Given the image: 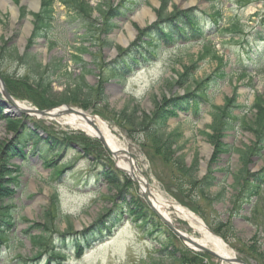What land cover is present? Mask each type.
I'll return each mask as SVG.
<instances>
[{
	"label": "rangeland",
	"instance_id": "obj_1",
	"mask_svg": "<svg viewBox=\"0 0 264 264\" xmlns=\"http://www.w3.org/2000/svg\"><path fill=\"white\" fill-rule=\"evenodd\" d=\"M119 1L85 0L95 10L101 6V15L99 10L98 12L94 10L91 19L83 20L81 18L79 20L76 18L73 20L72 17H69L70 15L65 5L61 1L55 0V20L53 21L49 35L32 39L30 32L33 35L34 29L32 30L27 23L32 22L30 19L28 20L27 15L31 9H35L29 4L30 0L29 2L28 0H18L17 7H23L25 8V12H27L23 17L19 15V10L15 14L12 6L13 3L10 0H0V74L3 77L7 76L4 77L5 79L9 77V79H18L19 82L27 80L31 83L30 86L33 87V90L39 91L35 86V79H32L33 73L31 72V67L33 68L35 62L41 64L44 68L41 77L50 80L49 90L47 89L44 94L41 91H39V94L36 93L37 96L46 99L43 109L58 104L57 102L61 101L59 99L65 97V93L72 95V90L77 88L76 85L87 88L90 99L85 101L86 96L76 91L73 97L77 98L78 102H71L72 106L105 121L118 144L121 147H126L127 145V150L137 160L140 171L154 187L159 189L172 202L184 208L189 207L192 211L199 213V217L204 219L202 220L206 225L208 224L213 229H218V235L225 238L223 241L234 251L235 257L242 258L243 256L241 255L247 253L251 256L252 260L247 256L244 257L247 260L248 258L250 259V264H264V234L258 229L259 225H264V217L255 210L251 211L249 206L236 208L237 205L239 206L242 203L243 197L239 196L236 198L239 193L238 187L234 182L236 176H242V182L245 186L246 184L252 186L260 185L261 178H256L254 174L264 164V151L260 150L259 157L256 154L251 155L247 164L246 162L237 161L239 156L234 151L229 156L218 155L219 161L215 164L216 167L214 165L215 161L211 163L212 167L210 169L212 170L211 176L216 180V184L207 190L206 196L209 197L207 199L198 192L197 184L193 183L192 179L188 180L186 178L184 180L186 184L183 182L184 184L181 188L183 191H180L178 186H173L172 182L165 176L166 168L162 166V162L158 156L150 154L154 160V165H150L145 157L146 155L142 152L146 148L151 151L152 142L153 144L156 142L154 134L150 131L151 127L149 128L150 120L146 121V123L142 121L139 125H134L127 124L122 117L121 110L126 105H130L131 100L133 104L139 106L136 115L138 118H141L145 112L153 114L156 111L154 108L155 103L153 102L161 100L160 96L165 95L171 98L174 94L182 95L183 90L179 88V85L171 84V82H173L176 75H179L177 74L178 72L182 74L180 65L195 62L194 54L199 50L198 45L189 47L190 56L188 58L184 57L187 49L161 51L156 59L145 65L146 68L139 70V72H134L127 77L123 88H121V83L109 80L104 85V99L94 91L98 80L96 75L101 74L102 68L106 67L104 66L105 62H114L116 60V53H118L119 47L124 48L123 40H128V42L131 40L133 42L135 39L134 43L142 41L143 35H137V31L134 32V29L149 25V22L151 27L154 25L152 27L153 30L157 29V25L153 21L157 17L155 10L159 8L160 0H149L147 2L149 5H144L136 15L129 19L130 22L123 20L124 17L116 16L114 20L117 24L116 28L119 29L115 28L110 33L105 34L106 17L108 16L105 12L106 10H110L111 5L115 6L114 4ZM241 3L245 6L238 8L237 6L241 5ZM211 4L212 1L210 0H169L168 10H171L172 6L176 5L179 10L194 7L198 11L210 13L213 11ZM214 6L222 11L224 15L223 23L234 22L237 25L243 24V34L246 32L245 35L261 28L259 25L260 17L257 14H264V0H241V2L238 0H214ZM102 12H104V15H102ZM85 21L91 23L92 26H89ZM209 28V26H204L205 31ZM90 32L96 35L95 38L89 37L88 34ZM132 32L133 35L131 34ZM210 32H212L211 38L214 40L220 56H222V69L225 70L227 75L221 80H215L212 77L214 72L209 76L208 74L216 66V63L210 59L198 61L188 74L184 72L185 78L190 83V87H193L192 84L194 83L197 89L189 96L194 99V101H191L197 107H200L201 99L204 98L205 92V98L208 101L205 103L202 100L201 115L199 114V116L193 119L189 113L178 112V116L174 119H169L168 124L166 123L167 125L165 124V128L162 129L164 134H168L176 128L182 130L183 142L185 144L180 152L184 157V165L186 167L190 166L194 157L199 161V171L193 177L194 181L195 179L203 180L204 173L207 171V169L203 171L200 161L206 162L209 157H212L210 156L211 152L208 142L200 134V131L205 129L206 124L211 121L208 115L210 111L209 104L222 106L225 102L224 98L226 96L229 97L232 94L234 86L240 84L234 89V92L237 96V102L245 107L232 110V114H236L239 117L245 115L247 119H250L252 116L254 118L252 113H255L252 111L253 98H256V94L264 93V71L259 70L260 67L264 68V61L262 65L256 66L245 59L244 54L240 55L242 64L245 65L246 70L251 75L252 86L248 85L249 80L247 81V78L239 80L238 74H230L233 69L241 65V63L239 64L237 53L234 51L235 49H239L242 44H245L244 39L238 37L239 40L236 38L235 40H229L231 38L230 34L219 36L221 34L215 33L214 29H211ZM240 37L242 36L240 35ZM248 38L250 39L252 36H248ZM104 41L109 42V44L104 45ZM51 43L55 45L51 46ZM263 46L264 43H261L260 47L264 48ZM81 47L86 49V51H79V49H82ZM129 48H131L130 45ZM171 48L169 47L168 49L170 50ZM25 54L30 58L32 56V62L28 60V63H26L15 57L16 55L22 57ZM76 54H79L82 60L80 65H76L72 60L71 56ZM138 54V51H136L135 57H138ZM114 57L115 59H113ZM58 60L62 64V68L60 67L62 74L50 75V71L52 70L50 64ZM235 61L238 64H235ZM179 62L181 64H178ZM122 67L123 64H120L118 67L115 66L114 69L116 68L115 70L118 74L125 75L124 72L127 70H119ZM63 74H67V76ZM82 75H85L84 80L81 78ZM210 77L211 79L207 80ZM198 83H200V86ZM29 98L19 97V101H23L29 107L40 108L38 106L39 102H37V98L34 95H30ZM85 103L87 106H85ZM0 107V112L6 113L10 117L13 116L12 109H8L4 105ZM31 116L22 113L18 118L11 120L19 121L23 129L24 127H29L28 125L31 126L32 121L36 119L34 116ZM115 119L116 122H114ZM66 122H68L67 117H61L56 121L44 120L42 127L50 132L53 131V134H57L56 132L60 131L80 132L79 134L72 135H77L84 139L86 146L83 148V144L80 145L78 141L73 139L71 142L73 148L67 147L62 149V159H69L71 163L58 176L52 171L50 161L45 162L34 154H28V158L22 163L20 173L17 174L20 176L18 181H20V185L22 186L17 190L18 192H14L13 197L16 198L15 200L13 199V203L18 207V213L26 220L19 219L13 230L14 234L20 237L22 242L16 244L10 253L3 251L0 256V264H37L39 260H32L35 249L32 248L29 239L22 232L29 228L31 222L39 223L38 219L44 208L48 205V198L54 193H57L63 215L62 218H59L56 222L54 221L60 234L69 232L67 230L69 227H71L70 232L72 233L86 231L95 224L100 226L99 230L103 229L101 223L104 221V214L122 203L128 213L125 216H120L121 221L119 219L115 221L117 225L112 227V229L116 226L119 228L115 236L108 234L103 238L97 239L92 243L91 247L84 250L82 257L74 255L76 251L73 244L68 242L66 247L63 244L70 234L62 236L59 234L54 235L53 240L60 238L54 242L55 246L65 248L64 252L70 255L72 253V256L66 260H59V258L49 259L44 255L45 252L43 251L42 255L44 256L42 258L40 256L41 264L157 263L154 261H161L159 264H223L216 257L204 253L197 255V261L193 259L188 260V258H183L184 260L179 259V261L174 259L175 255H181V252L191 258L187 253L182 251V249L186 250L183 242L158 220L151 211V204L147 203L142 195L138 193L136 184L129 185L124 175L120 174L117 170L113 172L115 169L114 160L108 151L95 141L93 137L81 131L80 128ZM177 122H180V124L177 125ZM122 124L124 127L121 128L120 125ZM7 126L8 122L6 124L4 119L0 120L1 147L9 143L12 146V138L16 136L13 131L7 129ZM5 128L6 132H9L6 133ZM22 129L18 134L23 133ZM145 131H147V134ZM225 134H228V136L223 138V142L234 146L233 148L239 149L248 146L253 148L255 146L254 142L257 139L254 137L253 132L243 129L238 124L235 130ZM39 135L43 137L41 140H47L46 134L41 133ZM62 135L59 134V136ZM0 159H3L2 156H0ZM21 162L22 160L19 157H11L7 161V168L13 170L14 168L10 164H20ZM249 163L252 164L248 165ZM243 166L244 170L241 173L238 172L240 167ZM3 168L6 170V167ZM12 176H14V173ZM159 177L161 179L162 177H166V180L162 179L161 183ZM1 178H3L0 180L2 185L12 186L14 184L11 183L13 179H7L6 176ZM108 180L112 183L117 182L119 186L114 187L113 184L108 183ZM248 189L245 188L244 190L246 194L250 192ZM210 198H213V200ZM261 201L263 205L264 199ZM142 209L150 217L149 224L152 227V234L141 235L140 232H144V224L139 225V227L134 225V220L140 221L139 218H144L139 213ZM239 210L240 212H238ZM253 212H257L260 216L253 214ZM170 218L184 233L195 239H201L200 235L194 232L186 222L178 219L174 214H171ZM247 218H249L248 221ZM30 232L36 233L37 231L32 230ZM253 245L256 248H251ZM189 254L193 255L190 250ZM18 256L22 259H19ZM157 258H162V260H158ZM6 259H9L8 263Z\"/></svg>",
	"mask_w": 264,
	"mask_h": 264
},
{
	"label": "trees",
	"instance_id": "obj_2",
	"mask_svg": "<svg viewBox=\"0 0 264 264\" xmlns=\"http://www.w3.org/2000/svg\"><path fill=\"white\" fill-rule=\"evenodd\" d=\"M17 1V0H14ZM63 5H65L68 14L70 15L69 17L73 18L75 20L78 18L81 20L85 19H91L92 12L94 8H92L88 2H85V0H60ZM161 1V6L158 11L160 14L159 18H161V22L169 25V30L165 33V28L161 25L159 27L162 29L164 34L160 32L158 34L159 37H161L164 41L165 44H171L175 42L177 39L184 38L188 39L190 37H194L198 35V31L196 28V25L199 24V22L203 19L200 14L198 13H191V11H186V12H180L177 10H174L170 13H167V4L169 3V0H160ZM241 2V0H238ZM54 2L55 0H41V9L39 13H33V24H34V33L32 35V39L39 38L42 36H47L49 35V32L52 29V24L53 21L55 20L54 18ZM142 0H120V2L114 7H111L110 10H106L105 14L108 16L107 22H106V27H105V34H108L111 30L115 28V23H114V17L116 16H121L125 17L127 13L132 12L140 3ZM242 4V3H241ZM99 12L101 11L100 8H98ZM96 10V11H97ZM163 13H167L164 14ZM25 14L24 10H22L21 15L23 16ZM73 14V15H71ZM101 15V12H100ZM102 15H104V12H102ZM112 15V16H110ZM222 14L219 10H214L211 13V17L215 18L217 21L219 18H221ZM89 26H92L91 23L85 21ZM264 22V18L261 20V23ZM154 27V25L152 26ZM152 27H148L144 30H140L139 35H149L153 33ZM174 27L176 29V34H173ZM233 29L237 31L238 33H242V28L238 27L236 25H233ZM263 31H258L255 34V38L258 39H263ZM89 37L95 38V34L90 32ZM141 40V38H140ZM104 45L109 44V42L104 41ZM54 43H51V46H54ZM142 45V44H141ZM140 44L139 41L137 43L132 44L131 48L127 50H122L121 55L118 58V61L116 62V67L118 65L123 64V67L125 68H131L132 65L135 64L136 58V51H140L139 48ZM82 48V47H81ZM136 48V51L134 50ZM79 51H86V49L82 48ZM264 53V49L257 52L256 55L261 57ZM144 52H142L141 55H143ZM206 56H211L212 58H216V55H214V47L211 46H204L203 53L201 56H199L201 59H203ZM256 56V57H257ZM18 60L23 62L28 63V60H31L30 57H27L25 54L24 56L16 55L15 56ZM24 57L26 58L24 60ZM72 60L76 65H80L81 63V58L79 57V54L72 55ZM33 59V58H32ZM35 61V59H34ZM22 62V63H23ZM120 63V64H118ZM52 67V70L50 71V75H55L57 73L62 74L60 69L62 68L61 61L58 60L57 62H53L50 64ZM49 66V67H50ZM61 67V68H60ZM111 67V66H110ZM122 67V68H123ZM122 68H120L122 70ZM31 72L33 73L32 79H35V86L41 91L43 94L46 92V90L50 89V80L48 78H43L41 77L42 70L44 69L43 66L39 63H34L33 68L31 67ZM110 71V74L112 76H117V71L115 69L107 68ZM119 69V70H120ZM192 68L187 67L185 68V72L188 74L189 71ZM88 72L87 70H85ZM219 71V70H218ZM66 75L67 74H63ZM40 76V77H39ZM222 75H220L221 77ZM7 77V76H4ZM3 77V78H4ZM8 90L16 97L20 98H26L30 97V95H34L35 98H37V102H39V107L43 108L44 103L46 99L44 100L43 98L37 96L39 94L38 90H33V87L30 86L31 83H29L27 80H22V82H19L18 79H9L4 78ZM17 80V81H15ZM180 84L185 83L187 81V78H185V75L182 74L180 76ZM10 84V85H9ZM248 85H250L248 83ZM77 88H74L72 90V95L65 93V97L60 98L57 103H63V102H78L77 98L73 97L75 96L76 91H79L80 94L83 96H86L87 101L90 97V94L88 93V90L85 92H82L80 85H76ZM96 93L98 91L94 90ZM35 93V94H33ZM37 93V94H36ZM71 95V96H70ZM41 96V95H40ZM188 95V99L191 100L193 97ZM43 97V96H42ZM255 100L252 103L253 110L251 107V110L255 113H252L254 115L250 118L247 119L246 116H236L232 114V110L235 108H241L242 105L238 104L236 102V95L232 98L226 99L227 103L224 107L220 106H213L211 108V116H212V123L209 124L207 127L211 129L212 133H207L206 131L202 130L200 131L201 134H203L210 143H212L215 146V151L212 157V160H215L217 157V154L220 153H226L228 151V146L221 141L222 134L225 133L227 130H234L236 128V125H240L243 129L250 130L253 132V135L256 139L254 142L255 146L253 148L251 147H246L245 150L242 149L240 150V156H239V161L242 163L249 162L251 155H259L260 150L264 149V93L256 94ZM70 98V99H68ZM30 99V98H29ZM56 102V101H55ZM197 104V103H196ZM85 106L87 104L85 103ZM255 108V109H254ZM198 107L194 104V110H197ZM136 107L132 108L130 112L127 113V108H124L122 110V117L124 118L125 121L129 124H138L136 122V117L134 116L136 112ZM251 111V112H252ZM0 118L2 116L0 115ZM253 118V119H252ZM8 122L7 129L9 131H13L16 136L12 138L13 142L12 146H10V143L7 144L4 147L0 145V156H2V160L0 159V180L3 179L1 177L6 176L7 179H13L11 183H14L12 186H5L0 183V255L1 252L6 250L7 252H10V250L16 245L21 243V239L14 234V227L16 223L19 221V219H23L26 221L23 217L20 216L18 213V207L13 203V197H14V192L17 191L20 187V181H18L17 176H12L14 169L11 170L10 168H7V161L14 156H20L24 157L25 156V148L29 145L37 151L41 158H43L45 162L50 161L51 163V168L52 171H54L55 175H61L63 173L64 169H67L68 164L71 163V160L67 159L65 162H58V158L63 157V153H61L63 148H71V142L72 140L78 141V143L81 145L83 144V148H85V140L80 138V136L77 135H72L74 133H69V132H60L57 134H63L62 136H55V135H49L47 137V140H41L42 137L38 136L37 133L34 130H31L29 127H24L22 129L20 122L16 120H11L10 118L6 119V124ZM13 125V126H12ZM23 130L22 134L20 133V130ZM45 131V129H44ZM53 134V133H51ZM181 135L178 131L171 133V135L167 136L166 138L162 137H156V142L152 145L151 147V154L156 155L159 157V159L162 162V166L166 168V177L169 179L170 182H172L173 186H178L180 188V191H183L182 186L184 180L186 178L192 179V182L197 184L196 187H200L199 184L201 185L199 189V193L204 196L205 198L209 199L208 196H206V192L209 188H211L212 182H211V176L208 175L206 176L201 182L193 180V177L196 175L197 170H198V162L196 159L192 162L190 166H185L184 163V157L183 155H178L177 152L182 150V145L178 144V141L180 139ZM41 143L43 144L41 146ZM253 144V145H254ZM7 148V149H6ZM82 148V149H83ZM6 150V151H5ZM6 167V170L3 168ZM13 168L18 169L17 166L13 165ZM244 166L240 169V171L244 170ZM256 178H261V182L264 180V167L257 172ZM55 176V177H56ZM240 176L236 180V186L238 187V196H243L245 188H249L248 190L250 191L246 198H248L250 195H257L259 186H252L250 184L243 185L241 182L240 183ZM1 182V181H0ZM108 183L113 184L114 187H118V183L114 182L112 183L111 181L108 180ZM186 184V182H185ZM252 186V188H251ZM213 200V198H210ZM123 204V203H122ZM116 205L112 209H110L105 216L103 217L104 221L101 223L102 228H107L109 229L111 225L116 224V220H120V216L128 213L126 207L124 205ZM195 209V208H194ZM139 213L144 217L143 219H140L139 224L135 225H141L144 224V231L145 234H152V227L150 226V217H148V213L144 212V210H140ZM63 215L60 212V207H59V201H58V196L56 193L52 194L49 198L48 205L44 208V211L42 212L40 218L38 219L39 223H33L31 222V225L27 230H24L22 233L24 234L25 237L29 239L30 244L32 247L35 248L34 252V257L32 260L38 261L41 253L43 250H48L51 254H60V251H53L51 248V238L55 234H60L57 231L56 222L59 218H62ZM115 222V223H114ZM137 223V222H134ZM100 226H97L96 224L93 225L91 228L87 229L86 231L77 233L76 235L74 234V239H70V242L73 244V246L76 248L77 255H79L82 252L83 247L89 246L96 238V236H100V233L102 232L103 229L99 230ZM71 229V227H69ZM31 230L37 231L36 233H31ZM99 231V233H98ZM215 232H218V229H214ZM256 236V235H255ZM256 246L253 245L251 248ZM258 250V249H257ZM183 252L187 253L191 258L187 257V255L183 254L181 252V255H175V258L177 261L187 259H193L194 261H197V254L190 255L189 251L183 250ZM253 251V250H250ZM259 251V250H258ZM251 254V253H250ZM245 256L251 258L247 253L244 254ZM19 259L20 256H18ZM184 258V259H183ZM62 260V258H60ZM154 259V258H153ZM158 260H162V258H157ZM157 262L155 264L161 263V261H154Z\"/></svg>",
	"mask_w": 264,
	"mask_h": 264
},
{
	"label": "bare ground",
	"instance_id": "obj_3",
	"mask_svg": "<svg viewBox=\"0 0 264 264\" xmlns=\"http://www.w3.org/2000/svg\"><path fill=\"white\" fill-rule=\"evenodd\" d=\"M37 2L38 0H30L29 4L31 5V7L35 8ZM12 6H13V11L16 14L17 7H15L14 5ZM17 105L20 107V106H23V103H19ZM90 119L93 122L94 126L97 128V131H99L100 134L104 137L110 149L112 150L122 149L105 121L100 120L99 118H96V117H92ZM67 123L74 125L75 127L80 128L90 134H93L95 132V129L89 126L82 118L75 119L74 116H69ZM150 192L152 194V197H151L152 204H154V206H156V208H158V210L165 217L170 219V215L174 214L175 217L186 222L194 231L199 233L200 238H201L198 240L199 243L208 245L210 248H212V250L220 254L222 258L232 257L230 248L226 246L225 243L220 238L210 233V231H208V229L205 227L202 220L199 219L196 215L189 212L188 210H185L184 208L172 202L171 200L167 199L159 189L155 187H150Z\"/></svg>",
	"mask_w": 264,
	"mask_h": 264
},
{
	"label": "water",
	"instance_id": "obj_4",
	"mask_svg": "<svg viewBox=\"0 0 264 264\" xmlns=\"http://www.w3.org/2000/svg\"><path fill=\"white\" fill-rule=\"evenodd\" d=\"M0 85L2 87V95L4 97V99L0 98V105H4L5 107H7L8 109H12V115H20V114H26V115H37L39 117H43V118H55L67 113H74V114H78L79 112L76 110H73L71 108H68L67 106H64L63 109L61 110H57V111H52L50 109L47 110H36V109H30V108H22L19 107L17 105V103L15 102L14 98H12L10 96V94L7 92L4 83L2 82L1 78H0ZM91 125H93L90 121H88ZM98 138L100 140V142L103 144L104 147H106V143L104 141V139L102 138V136H100V134H98ZM131 175V174H130ZM134 181H138L136 178H134ZM152 210L156 213V215L176 234L179 236V238H181L183 241L188 242L189 244H191L193 247H195L196 249L203 251V252H207L217 258H219L220 260H225L228 262H236L238 264H246L243 261L237 259V258H222L221 256H219L216 252H214L213 250L203 246L202 244H200L197 241H194L193 239L187 237L186 235L180 233L173 225L170 224L169 221H167L164 217H162V215L153 207H151Z\"/></svg>",
	"mask_w": 264,
	"mask_h": 264
}]
</instances>
